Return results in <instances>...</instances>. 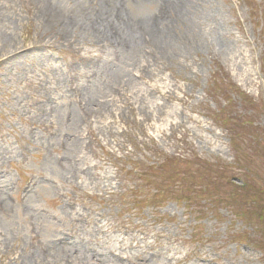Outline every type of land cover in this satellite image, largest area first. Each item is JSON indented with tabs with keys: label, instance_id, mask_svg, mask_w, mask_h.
Instances as JSON below:
<instances>
[{
	"label": "rangeland",
	"instance_id": "rangeland-1",
	"mask_svg": "<svg viewBox=\"0 0 264 264\" xmlns=\"http://www.w3.org/2000/svg\"><path fill=\"white\" fill-rule=\"evenodd\" d=\"M45 1L0 0V264H264V0H194L168 50Z\"/></svg>",
	"mask_w": 264,
	"mask_h": 264
},
{
	"label": "bare ground",
	"instance_id": "bare-ground-1",
	"mask_svg": "<svg viewBox=\"0 0 264 264\" xmlns=\"http://www.w3.org/2000/svg\"><path fill=\"white\" fill-rule=\"evenodd\" d=\"M67 0H46L48 12L53 16L51 22L63 20L65 23H77L80 18L89 16L84 21L86 28L101 30L107 42H118L138 50L147 43V37L160 40L164 48L170 46V28L173 23L191 13L194 0H154L160 3L157 12L148 18H134L125 10L123 0H74L67 5ZM128 1V0H127ZM139 1V0H138ZM175 10L176 15L170 13ZM57 19V20H55ZM173 21V22H172ZM50 22V23H51ZM9 41V40H8ZM7 43V40H5ZM3 43V44H5ZM168 50V49H167Z\"/></svg>",
	"mask_w": 264,
	"mask_h": 264
},
{
	"label": "trees",
	"instance_id": "trees-1",
	"mask_svg": "<svg viewBox=\"0 0 264 264\" xmlns=\"http://www.w3.org/2000/svg\"><path fill=\"white\" fill-rule=\"evenodd\" d=\"M157 155H161L160 153H158ZM159 157V156H158ZM172 159V158H169ZM168 160V159H167ZM172 163V162H170ZM151 168H156V169H160L161 171H164L166 169V167H171V165L168 164L167 161H162L160 162L159 160L153 161L151 165H149ZM182 179V178H181ZM137 191H134V195ZM142 194V192H141ZM155 198V197H154Z\"/></svg>",
	"mask_w": 264,
	"mask_h": 264
}]
</instances>
